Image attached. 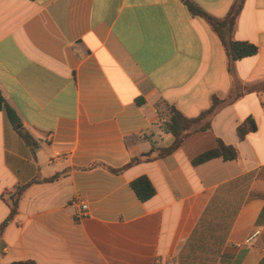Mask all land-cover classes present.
Segmentation results:
<instances>
[{"label": "crops", "instance_id": "obj_1", "mask_svg": "<svg viewBox=\"0 0 264 264\" xmlns=\"http://www.w3.org/2000/svg\"><path fill=\"white\" fill-rule=\"evenodd\" d=\"M185 1L0 0V97L36 143L0 110V227L28 185L0 264H264V0H245L233 38L258 53L236 61ZM191 1L218 19L235 2ZM212 96L206 129L156 157L175 140L159 104L196 118ZM219 140L238 157L193 163Z\"/></svg>", "mask_w": 264, "mask_h": 264}, {"label": "trees", "instance_id": "obj_2", "mask_svg": "<svg viewBox=\"0 0 264 264\" xmlns=\"http://www.w3.org/2000/svg\"><path fill=\"white\" fill-rule=\"evenodd\" d=\"M245 0H235L228 14L222 18L218 19L204 11L201 7H199L196 3L191 0H186L185 4L188 10L192 15L200 17L204 19L209 25L211 31L219 37L222 43L225 45L228 57L230 61H236L247 57H253L258 53V47L250 43L248 41H239L233 38V32L237 23V19L241 13V10L244 6ZM224 102L223 99H220L217 96H212L210 107L202 112L196 118H188L186 117L175 104L168 102H161L159 107H162L164 112L161 113V116H167L170 118V123L165 127L167 132H170L175 140L170 147L159 149L156 157H164L172 152H174L177 148H179L186 137H188L194 131H200L206 129L205 127L197 128V124L200 123L206 117L212 115L217 108ZM0 110H4L11 124L17 129L19 135L24 140V142L34 150L36 146L35 140L31 137V135L22 128L20 118L18 117L16 111L5 101L4 98L0 97ZM256 130V124L252 119L246 120L244 123L238 126L237 133L241 139H244L245 136L252 131ZM152 152H154V148L151 152L141 155L133 160H131L128 166H131L137 162H141L143 160H149L152 157ZM222 157L225 160H234L238 157L237 149L232 145H227L223 141H218V144L215 148L208 150L199 156L193 159V163L195 165H199L205 163L211 159ZM108 170L119 173L123 169H112L108 168ZM34 182V181H32ZM28 185H24L19 187L14 193L10 195L9 200L11 201V214L9 218L2 224L0 227V236L4 230L6 224L12 220L16 213V208L20 197ZM131 187L134 190L137 197L145 202L151 199L156 194V189L146 176H141L134 181L131 182ZM12 264H36L33 261H24V262H16Z\"/></svg>", "mask_w": 264, "mask_h": 264}, {"label": "built area", "instance_id": "obj_3", "mask_svg": "<svg viewBox=\"0 0 264 264\" xmlns=\"http://www.w3.org/2000/svg\"><path fill=\"white\" fill-rule=\"evenodd\" d=\"M168 122H169V119H168V118H163V119H162V124H163V125H164L165 123H168ZM82 208H83V209H86L87 206H86V205H83Z\"/></svg>", "mask_w": 264, "mask_h": 264}]
</instances>
